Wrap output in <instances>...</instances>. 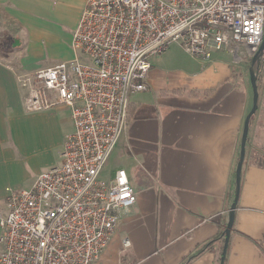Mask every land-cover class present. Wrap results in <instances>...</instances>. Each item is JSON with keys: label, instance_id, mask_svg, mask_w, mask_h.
Returning <instances> with one entry per match:
<instances>
[{"label": "crops", "instance_id": "obj_1", "mask_svg": "<svg viewBox=\"0 0 264 264\" xmlns=\"http://www.w3.org/2000/svg\"><path fill=\"white\" fill-rule=\"evenodd\" d=\"M69 1L0 0L4 203L7 183L16 174L13 160L21 150L17 132L26 110V90L17 76L74 57L72 37L71 52L63 59L45 63L41 46L44 40L53 43L50 27ZM85 4L79 0L75 28ZM187 54L193 59L186 65L152 58L147 89L130 98L127 125L110 155L117 158L107 180L125 169L137 201L122 212L108 247L93 264H220L225 241L220 234L235 197L243 126L253 106L252 84L237 68L243 61L250 67L251 60L230 50L215 52L210 61ZM59 107L68 106L42 111ZM255 114L224 264H264V119L257 121Z\"/></svg>", "mask_w": 264, "mask_h": 264}, {"label": "built area", "instance_id": "obj_2", "mask_svg": "<svg viewBox=\"0 0 264 264\" xmlns=\"http://www.w3.org/2000/svg\"><path fill=\"white\" fill-rule=\"evenodd\" d=\"M263 40L264 0H86L74 57L17 76L26 110L66 105L74 130L60 165L29 189L6 188L0 264H93L137 201L125 169L109 180L101 172L131 96L148 87L152 58L174 42L206 61L222 50L252 58Z\"/></svg>", "mask_w": 264, "mask_h": 264}, {"label": "rangeland", "instance_id": "obj_3", "mask_svg": "<svg viewBox=\"0 0 264 264\" xmlns=\"http://www.w3.org/2000/svg\"><path fill=\"white\" fill-rule=\"evenodd\" d=\"M80 10L79 0H70L69 3L63 5L60 17L55 20L53 27H50L52 31L50 36L53 43L44 40L41 44L44 49L45 63L50 62L54 57L63 59L61 55L67 57L68 52H71L70 40L71 37L73 39ZM239 54H242L243 60H246L244 50H241ZM158 59L172 65H178L179 63L186 65L191 63L193 58L184 51L179 43L174 42L163 53L156 55L153 60L156 62ZM250 60H252L251 57ZM255 69L258 73L259 102L254 119L258 121L264 119V53ZM237 71L241 73L240 75H244L249 83L251 82L250 67L246 62H241ZM24 73L27 72L19 74ZM21 120L20 131L17 132L19 134L18 139L21 140V150H17L18 155L13 160L16 174L13 175L12 181L7 183L8 188L14 190L29 189L39 173L61 164L66 136L73 129L71 110L68 107H59L54 111L47 112H28L25 110ZM116 158V154L109 157L101 172V178L107 179V173L114 169ZM19 178H21L20 183H11ZM5 205L4 200L0 199V213L6 211L4 209ZM2 233L3 230L0 226V236Z\"/></svg>", "mask_w": 264, "mask_h": 264}, {"label": "water", "instance_id": "obj_4", "mask_svg": "<svg viewBox=\"0 0 264 264\" xmlns=\"http://www.w3.org/2000/svg\"><path fill=\"white\" fill-rule=\"evenodd\" d=\"M263 53H264V40L259 50L252 56L251 65H250V78H251V84L253 88V106L250 112L247 114L245 121H244L243 132H242V137H241V144H240L239 160L237 163L236 174H235L236 175L235 176L236 177L235 197L231 205V208L229 210V220H228L227 226L224 231L225 241H224V247H223L220 264H224L225 262L228 242H229L231 231H232L233 224H234L235 210L237 208L239 194H240L242 168H243V164H244V160L246 156V148H247V143H248L250 121L253 115L258 110V102H259L258 73H257V70L255 69V66L259 65V62H260V59Z\"/></svg>", "mask_w": 264, "mask_h": 264}, {"label": "trees", "instance_id": "obj_5", "mask_svg": "<svg viewBox=\"0 0 264 264\" xmlns=\"http://www.w3.org/2000/svg\"><path fill=\"white\" fill-rule=\"evenodd\" d=\"M250 64H251V61H250ZM246 153H247V148H246ZM238 160H239V157H238ZM227 223H228V221H227ZM227 223H226V224H227ZM224 231H225V229H223V231L221 232L222 235L220 234V238L223 239V240H225V233H224ZM215 239H217V238H215ZM215 239L212 240V241H210L209 243H207V244H206V245L200 250V252H202V251H204L205 249H207L208 247H210V245L213 243V241H215ZM198 253H199V252H198ZM198 253H196L195 255H192V256L190 257V260L193 259L194 257H196Z\"/></svg>", "mask_w": 264, "mask_h": 264}]
</instances>
